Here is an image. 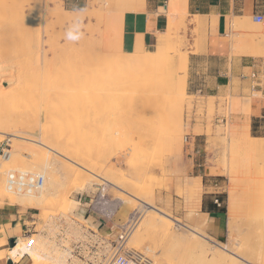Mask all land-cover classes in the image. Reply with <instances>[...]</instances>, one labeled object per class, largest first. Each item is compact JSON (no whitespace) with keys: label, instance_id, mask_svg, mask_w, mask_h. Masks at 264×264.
Masks as SVG:
<instances>
[{"label":"rangeland","instance_id":"374dc122","mask_svg":"<svg viewBox=\"0 0 264 264\" xmlns=\"http://www.w3.org/2000/svg\"><path fill=\"white\" fill-rule=\"evenodd\" d=\"M185 1L170 0L168 27L159 36L154 49L146 50L137 43L125 52V14L114 12L126 6L121 0H82L80 4H71L66 0H42L41 8L45 11L42 40L49 52L47 65L42 64L39 68L30 65L29 81L32 84L17 94L10 93L12 86L9 83L0 87V115L14 118L23 109L27 113L30 111L29 114L42 113L40 128L36 129L38 139L45 138L64 149L62 142L70 132L78 151L73 154L74 159H69L71 161L56 154L46 157L51 160L54 171L58 164V167L61 163L69 165L50 207L35 210L11 204L8 199L0 200V214L4 217L11 215L14 219L9 230L19 240L18 243L32 239L50 245L58 243L61 246L58 252L46 245L53 258H65L63 264H90L85 252L82 256H87L86 260L70 252L78 241L83 240L87 229L94 226V221L103 214L113 213L111 217H105L106 228L132 221L133 229L126 246L142 253L152 264H206L215 252L220 251L217 244L227 247L234 240L232 235H236V243L240 241L234 251H244L246 256L251 252L257 254L264 251V221L252 218L253 211L249 209L258 199L264 200V34L248 39V28L259 23H255L252 17H241L240 27L236 29L235 17L228 18L223 42L230 45L231 58L247 56L254 62V68L246 69L242 76L232 79L230 86L220 93L194 94L186 85L183 95V83L189 70L190 43L194 39L196 47L199 46L201 19L188 20ZM46 7L56 13L87 11L93 20L82 28L61 26L46 17ZM6 17L17 18L22 27L32 30L37 24L36 14L25 4L16 15L8 13ZM193 23L197 26L192 27L190 24ZM216 25L217 18H213L212 26ZM25 41L21 45L31 49L36 44L34 37ZM105 48L113 51L115 56L112 58L118 70L123 68L120 73L92 76L81 71L83 61L89 58L87 51L92 49L101 53ZM198 68L206 66L200 63ZM51 82H55V91L51 94L59 100H71L72 97L85 99L91 95L98 102L89 103V109L85 105L78 106L73 111L75 118L68 121L65 118L71 112L67 109L41 105L44 102L42 92L45 93L47 84ZM38 86L42 87L41 90ZM169 86H176L177 90L170 93ZM30 101L33 103L29 104ZM94 105L101 109H93ZM13 108L17 109L14 111ZM96 116H101V119L95 120ZM173 125L178 128L179 145L169 140V130ZM6 131L0 128V132L7 133H0V145L10 138L12 154L18 145L34 146L30 141L13 136L21 135L20 131ZM72 161L86 168L84 185H79L82 180L80 183L75 180L79 168ZM0 163V169L11 166L2 158ZM24 166L28 168L32 165L27 160ZM7 175H3L5 181ZM118 177L125 181L123 184H126L127 192H138L141 199H147L174 219L171 236L166 237L152 230L146 242H134L135 237L143 233L144 221L152 211L141 200L122 203L119 197L124 194L112 184ZM194 187L199 190L200 201L192 197ZM205 195L217 197L221 205L219 208L224 211L223 239L212 232H220L215 219L212 229L203 224L207 221L202 215ZM231 201L235 204V220L230 216ZM103 210H106L105 213ZM190 228L197 229L212 240L198 238L209 244L207 252L201 253L193 246V231ZM18 255L21 258L27 254L22 252ZM30 262L34 264L31 258ZM51 264L61 262L58 260Z\"/></svg>","mask_w":264,"mask_h":264},{"label":"bare ground","instance_id":"6f19581e","mask_svg":"<svg viewBox=\"0 0 264 264\" xmlns=\"http://www.w3.org/2000/svg\"><path fill=\"white\" fill-rule=\"evenodd\" d=\"M23 4H25V6L28 7V9H30L31 11H34V13L36 14L37 24L33 30L29 29V28L22 27L19 24L17 18H14V17L7 18L6 17V15L8 13L16 15L18 13V11L21 9ZM31 4H34V7H31ZM41 6H42V0H0V87H4L6 83H9V85L12 86L10 93L13 95L17 94L19 91H21L22 89H25L26 87H28V85H30V83H31L30 82L31 80L29 81V79H30L29 78L30 65H34L37 68H39L42 64L47 65V62H48V53L49 52L46 51L47 49H45L44 42L42 40L43 21H45L43 18V17H45L43 15V12L45 13V11L43 10L44 8H41ZM52 11L46 7V17L53 19L55 22L59 23V25H61V26H71V27L77 26L78 28H80V27L82 28V27H86V23H88L90 25V23L93 20V17H91L90 13L87 11L86 12L74 11L71 13L68 11H62L61 13H56V12H52ZM173 16H174L173 19L175 20V15H173ZM199 18H200L199 16H196L193 19L195 20V19H199ZM241 20H242L241 17H238V16L235 17L236 29L240 27ZM261 23H259V25L258 24L252 25L250 28H248V30L246 32V37L248 39L256 38L258 36L261 37L264 34V20ZM190 25L192 27L197 26L196 23H193ZM32 37H34L35 41H36V44L32 49L30 47H28L27 45H25V46L21 45V43L23 41H25L27 39H31ZM105 49H103L101 51V53L96 52L92 49L87 51V54H89V58L86 61H83V68L81 69V71L87 72L89 75H92V76H98L100 74L108 73V72L110 74L120 73V71H122L123 68H121V70L120 69L118 70L116 62L112 58V56H115L112 53L113 51H111L110 49H106V50ZM87 54H86V56H87ZM31 75H30V77H31ZM81 84H86V83H81ZM183 84L184 85H183V93L182 94L184 95L186 85H187V80H185ZM84 86L85 85H82V87H84ZM38 87L40 89L41 86H38ZM168 89H169L170 93H173L177 90V87L176 86H169ZM30 90H32V89H30ZM36 90H38V89L36 88ZM45 90H46L45 93H43L41 91L43 94V97H44L43 98L44 102L41 105L45 106L46 108L51 106L52 108H62V109L65 108V109H67L68 111L71 112L65 118L68 121H71L73 118H75L74 117L75 114L73 113V111L76 108H78V106H84L85 105L87 107L89 103H92L95 101L98 102V100L97 99L94 100L93 98H95V97H93L91 95L89 97H86L85 99L84 98L82 99V97L81 98L72 97L71 100H67V99L59 100L57 98V96L51 94L55 91V82L48 83ZM21 100H22V98H21ZM13 102H14V100H13ZM30 103H33V101L32 102L30 101L29 104ZM29 104H27V105H29ZM91 105H93V104H91ZM26 107H24V108H26ZM94 107H95V105L93 106V109H95L97 106L95 108ZM83 108L84 107H82V109ZM15 109H17V108H15ZM15 109H14V111H15ZM100 109H98V107H97L96 110H100ZM5 110H3V111H5ZM9 110H11V109H9ZM44 112H45V109H44ZM81 112L84 113V111H81ZM98 112H99L98 116L101 115L100 111H98ZM29 113H30V111L27 113L26 110L24 111V109H23L22 113L19 112L17 115L13 114V115H16L14 118L5 117V116L0 115V128L1 129H5V130H7L6 132H10V133H12L13 130H14L13 133L14 132L17 133L20 131L21 135L14 134L13 136L14 137L17 136L23 140L30 141L34 145L32 147L27 146V145H18V146H16V150L14 151V153L12 154V152H11V157L6 159V163L11 165V166L7 167V168L5 166V167H2L0 169V200L8 199L11 204L23 205L25 207H29V208L35 209V210H45L46 208L50 207V204L52 203L51 199L57 195V192H59L58 189L60 188V186L62 184L60 179H62L64 175L66 176V170H68V167H69V165L67 167V164L61 163L60 167H58V165H59L58 164L56 167L57 169L54 171L53 169H51V165H52L50 162L51 160L49 161V158L47 160L46 157H48L51 154H56V155L62 156L65 159L69 160L73 156V154L78 151V149H77L76 143L70 138L72 136L70 134V132L66 135L67 138H65L64 141L62 142L64 147L63 146H61V147H63L64 149L58 148L59 145L57 147L56 145L49 143L48 141H46L47 139L45 140V138H43L41 140L38 139L39 134L36 132V129H38V127H39V123H40L39 121L41 119L40 115L42 113L41 114L36 113L37 115L29 114ZM45 114H47V113L45 112ZM3 115H5V114H3ZM11 116H12V114H11ZM98 116L94 117L95 120L101 119V116L100 117H98ZM83 118H84V116H83ZM87 118H89V117H87ZM81 120H82V118H81ZM81 128L84 129V127H81ZM45 130H46V128H45ZM76 130H74V131H76ZM177 130H178L177 126L173 125L169 130L168 136H169V140L171 143L179 145L181 143V139L178 140ZM4 132H0V133L1 134H7ZM73 133L75 135V132H72V134ZM127 133H129V132H127ZM22 134L27 135V136L29 135V136L28 137L23 136ZM49 134H51V133H49ZM80 134H82V133H80ZM61 135H62V133H61ZM120 135H121V133H120ZM122 136H123V134H122ZM30 137H37V138L31 139ZM72 159H74V158L72 157ZM27 160H28V163L32 165L31 167L26 168L24 166L25 161H27ZM69 161H71V160H69ZM72 162H73V164H78L74 161H72ZM0 165L2 166V163H0ZM88 166H90V165L88 164ZM15 167L16 168L17 167L22 168V169H16ZM77 167L81 170L78 169L79 170L78 171L76 168H74L77 170V171L76 170L75 171L78 172L77 176L75 177V180H77L79 183L82 180L83 184L81 182V184H79V185H84V181H83L85 179L84 178V176H85L84 171H86V168L80 166L79 164ZM90 168H92V167H90ZM49 169H50V171H53V172H49L48 171ZM34 170H37V172ZM17 171L29 172V173H31V172L35 173L36 172V174H41L45 177V185L41 189L37 190L36 192H33L31 194H28V195L27 194H18V193H15L13 191H10L6 187V181H5L3 175L9 174L10 172H17ZM58 175H61V176L58 177ZM72 176H73V173H72ZM72 176H70V177H72ZM78 182H77V184H78ZM123 182H125V181H121V179L119 177H118V180L112 181V184L115 187L119 188L120 191L124 194V196L119 197V199L122 201V203H130L132 201V199H134L133 201L141 200L144 204L149 206L150 207L149 209L152 211V214L150 216H148V219L146 221H144L143 230L141 229V231H143V233L139 236H136L135 239L132 238V239H134V242L136 244L141 243V241H143V240L146 242L147 241L146 239L149 238V233L152 232V230H154V232L156 231V233L157 232L160 234L162 233V234H164L163 236H166V237L171 236L173 233V228H174L173 224H172L174 219H172V217L170 215H168L167 213H165V212L161 211L160 209H158L157 207H155L147 199L146 200L141 199V197H140L141 194H139L138 192L132 191V190H131V192H127L126 191V189H127L126 184L125 183L123 184ZM46 184H47V187H46ZM96 185L100 186V183H96ZM191 194L195 200H199V201L201 200V195H200L197 187H194L191 190ZM58 198L61 200L62 196L59 195ZM232 199H234V198L232 197ZM258 200H260V201L258 202ZM258 200L256 201V199H254V201H256V202H254L252 200L251 202L252 203L254 202V203L252 205L248 204V206L251 205L250 208L249 207L248 208L251 210V212L253 211L254 217H252V218H254V219L261 218L264 221V200H261V199H258ZM197 203H199V202L197 201ZM234 205H235L234 202L231 201L230 202V216L232 217V219L235 220V217L237 215H236V210L234 208ZM177 223H180V222H178V220H177ZM203 224L206 225L205 222ZM141 227H142V225H141ZM191 230L193 231L191 242L194 243V245H193V243H192V245L194 247H197L199 249V252H201V253L207 252L210 248L209 244H207L206 242H205L206 244H204V242H202V240H198V238L205 239L206 241L211 240V239L206 237L204 235V233L203 234L200 233L197 229L196 230L191 229ZM234 230H236V228ZM136 232H138V229ZM154 234L155 233H153V235ZM232 238L234 240H231L229 242V245H228L229 248H227L228 246L225 247L221 244L216 243L217 247H219L220 251L215 252L213 257H212V260L210 262H206V264H239V263L240 264H242V263L243 264H261V263H263L264 251H262V253H257V254H252V252H251L249 256H246L244 251H239V250L234 251V249L240 244V241H239L240 239L238 240L239 242L236 243V240H237V239H235L236 235H232ZM246 241L247 240H245V242ZM259 243L260 242H258V244ZM142 244H143V242H142ZM46 245H50V244H46V243L42 242L41 240L32 239L30 242H26V241H22L20 243L17 242V244L15 246H13L11 249H8L7 251H9L8 253H9L10 258L15 260V261L20 260V256L18 254H21L22 252H25L27 255H29V257L33 260L34 264H51L53 262L54 263L58 262V260H60L61 264H63L66 261L65 258H63L64 260L63 259H57L58 257L53 258L50 255L51 252ZM235 245H236V247H235ZM242 246H244V244H242ZM50 247L52 248V251H54V252L61 251V246L58 243L52 244V245H50ZM249 247H250V245H249ZM195 251H197V250H195ZM56 256H57V254H56ZM203 261H205V260H203Z\"/></svg>","mask_w":264,"mask_h":264},{"label":"crops","instance_id":"0c3cea01","mask_svg":"<svg viewBox=\"0 0 264 264\" xmlns=\"http://www.w3.org/2000/svg\"><path fill=\"white\" fill-rule=\"evenodd\" d=\"M71 4H80L82 0H66ZM124 8L114 11L125 14L123 22V49L130 51L131 45L137 43L143 45L146 50L156 47L159 36L166 32L169 21L170 0H121ZM187 17L193 19L199 16L200 27L198 28L200 42L196 47L195 40H191L189 54V70L187 74V88L194 94L220 93L229 87L232 79L242 76L246 69H253L254 62L249 57L230 56V45L223 42L226 37V22L231 17H254L264 18V0H186ZM195 15V16H194ZM217 18V25L212 26V19ZM189 30H194L190 28ZM206 68H198L199 64ZM204 74V76H200ZM197 82H201L197 84ZM217 197L205 195L202 203L203 219L207 218L206 227L212 229L215 219L218 238H224L223 212L215 205ZM213 205L216 208L213 207ZM14 219L9 215L4 217L0 214V264H31L30 258L23 256L19 261L10 258L9 251L12 239L15 235L10 234ZM95 227H100L101 232L111 233L112 228H106L99 220L94 221Z\"/></svg>","mask_w":264,"mask_h":264},{"label":"built area","instance_id":"2783aa9c","mask_svg":"<svg viewBox=\"0 0 264 264\" xmlns=\"http://www.w3.org/2000/svg\"><path fill=\"white\" fill-rule=\"evenodd\" d=\"M253 20L255 23H261L264 18L255 15ZM253 77H255V74ZM11 152L12 141L8 138L0 145V157L6 160L11 157ZM44 185L45 177L41 174L10 172L6 177L7 188L18 194H31L41 189ZM97 205L99 206V204ZM215 205L221 207L218 199L215 200ZM105 211L103 210L102 212L105 213ZM111 214H103L98 220L102 224H106L105 217L109 218ZM131 223L116 225L113 227L115 229H111V233H101L100 228L103 226H90L87 232L83 234V240L78 241L77 246L70 253L85 260L88 256L87 262L90 264H152V261L142 253L127 248L126 243L133 229ZM82 252H85L87 256H82Z\"/></svg>","mask_w":264,"mask_h":264},{"label":"water","instance_id":"95a60500","mask_svg":"<svg viewBox=\"0 0 264 264\" xmlns=\"http://www.w3.org/2000/svg\"><path fill=\"white\" fill-rule=\"evenodd\" d=\"M17 239H12L11 243H12V246H15L17 244Z\"/></svg>","mask_w":264,"mask_h":264},{"label":"trees","instance_id":"16d2710c","mask_svg":"<svg viewBox=\"0 0 264 264\" xmlns=\"http://www.w3.org/2000/svg\"><path fill=\"white\" fill-rule=\"evenodd\" d=\"M213 207L217 209V207H215L214 205H213ZM219 209H220V208H219ZM220 210H221V209H220ZM221 212H224V211H223V210H221Z\"/></svg>","mask_w":264,"mask_h":264}]
</instances>
